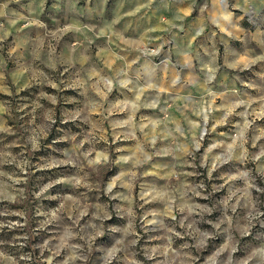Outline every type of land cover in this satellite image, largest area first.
I'll use <instances>...</instances> for the list:
<instances>
[{
	"label": "rangeland",
	"instance_id": "374dc122",
	"mask_svg": "<svg viewBox=\"0 0 264 264\" xmlns=\"http://www.w3.org/2000/svg\"><path fill=\"white\" fill-rule=\"evenodd\" d=\"M0 264H264V0H0Z\"/></svg>",
	"mask_w": 264,
	"mask_h": 264
},
{
	"label": "bare ground",
	"instance_id": "6f19581e",
	"mask_svg": "<svg viewBox=\"0 0 264 264\" xmlns=\"http://www.w3.org/2000/svg\"><path fill=\"white\" fill-rule=\"evenodd\" d=\"M221 2H223V1H221Z\"/></svg>",
	"mask_w": 264,
	"mask_h": 264
}]
</instances>
